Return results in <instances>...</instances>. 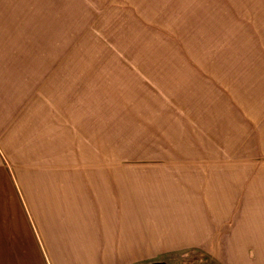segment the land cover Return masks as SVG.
<instances>
[{"label": "crops", "instance_id": "crops-1", "mask_svg": "<svg viewBox=\"0 0 264 264\" xmlns=\"http://www.w3.org/2000/svg\"><path fill=\"white\" fill-rule=\"evenodd\" d=\"M38 22L42 64L26 70L41 74L28 73L0 95V206L5 209L0 216L9 215L11 201L18 199L13 183H40L38 194L24 190L29 214L39 216L38 224L45 216L38 226L49 255L0 258V264H134L140 258L113 248L146 242L264 246V158L253 157L257 149L264 154V106H251L254 111L242 119V98L225 88L221 64L135 69L141 64L59 62L64 33L56 30L49 37ZM106 69L116 71L113 78L121 83L122 95L135 98L130 116L129 100L114 90L112 95L126 102V114L117 111L122 121L132 120L130 126L142 137L152 132L154 158L162 152L149 185L145 174L113 165V112L118 109L105 98L109 94L95 87L98 72ZM123 128L120 123V135ZM38 167L40 173H33ZM0 219V225H10L0 230H15L5 216ZM62 246L66 249L58 250ZM233 262L264 264V258Z\"/></svg>", "mask_w": 264, "mask_h": 264}, {"label": "rangeland", "instance_id": "rangeland-1", "mask_svg": "<svg viewBox=\"0 0 264 264\" xmlns=\"http://www.w3.org/2000/svg\"><path fill=\"white\" fill-rule=\"evenodd\" d=\"M38 21L49 37L56 30L64 33L65 54L59 62L141 64L135 69L144 66L157 69L169 63L221 64L226 75L225 88L234 89L242 98L241 110L238 109L242 119L247 120L246 112L264 106V0H0V95L9 93L28 73L41 74L40 70H26L37 69L42 64L39 57L42 31ZM60 43L61 40L59 46ZM115 74L114 69H106L98 72L95 81L96 89L109 94L104 97L110 100L114 110L118 109L113 112V123L117 126L112 143L113 165H122L130 174H145L149 185L154 160L162 152H157L154 158L152 132L142 137L135 126H130L132 120L124 122L120 118L117 111L126 114V102L121 103L116 93L112 95L114 90L120 92L119 97L129 100L130 116L134 114L131 107L135 98L130 93L122 95L124 91L121 83L114 80ZM228 94L226 91L224 96L226 114L230 104ZM248 96H254L250 103L245 101L249 100ZM233 109L236 113L237 108ZM120 123L129 133L120 135ZM251 132L255 133L256 129ZM97 155L101 157V152ZM0 156L4 159L1 153ZM253 157L263 159L264 154L257 149ZM32 172L39 174L40 167ZM12 185L18 199L11 201L9 215H3L15 230H0V258H47L49 252L43 246L38 226L45 216L38 224L39 216L29 214L31 206L24 190L28 187L32 195L38 194L40 183ZM4 210L0 206V212ZM148 243L134 248H113V251L121 250L126 257L140 258L134 264H231L232 258H264V246L180 247L154 243L148 246ZM65 249L58 247L60 251Z\"/></svg>", "mask_w": 264, "mask_h": 264}, {"label": "bare ground", "instance_id": "bare-ground-1", "mask_svg": "<svg viewBox=\"0 0 264 264\" xmlns=\"http://www.w3.org/2000/svg\"><path fill=\"white\" fill-rule=\"evenodd\" d=\"M133 233H134V232H133ZM122 238H123V237H122ZM122 238H121V240H122ZM125 238H126V237H124L123 240H124ZM123 240H122V241H123ZM124 241H126V240H124ZM132 241H133V240H132ZM132 241H131V242H132ZM122 243H123V242H122ZM126 243H127V242H126ZM129 244H130V243H129ZM132 245H133V244H132ZM129 246H130V245H129ZM134 246H135V245H134ZM134 246H133V248H134ZM118 251H119V250H118ZM118 251L116 250V253H118ZM127 251H128V250H127ZM132 251H133V250H132ZM133 254H134V253H133Z\"/></svg>", "mask_w": 264, "mask_h": 264}]
</instances>
